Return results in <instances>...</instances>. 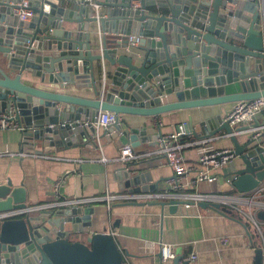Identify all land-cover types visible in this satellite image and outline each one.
<instances>
[{
	"label": "water",
	"instance_id": "water-1",
	"mask_svg": "<svg viewBox=\"0 0 264 264\" xmlns=\"http://www.w3.org/2000/svg\"><path fill=\"white\" fill-rule=\"evenodd\" d=\"M20 1L0 0V112L16 107L24 140H40L46 151H60L83 144L84 132L95 142L92 123L102 111L159 117L220 105L221 113L207 123L183 128L196 139L226 132L241 161L240 168H229L239 193L264 183V147L254 138L241 144L238 129L225 120L226 104L264 97V0H96L108 7L106 16L97 15L85 0H30L31 21L13 13ZM134 1L140 8L134 9ZM122 18L128 23L125 34L138 40L131 52H121L129 40L110 46L106 36L100 37L110 20ZM103 61L111 69L102 66L106 79L101 87L96 64ZM236 84L240 92L230 93ZM86 88L91 95L77 93ZM168 96L172 101L164 103ZM103 137L133 148L150 140L144 129L129 127L122 117L102 131ZM119 169L126 187L144 179ZM27 201L23 183L0 181V213L25 210L0 220V264H125L109 232H95L87 242L73 240L74 234L90 232L92 208L39 210ZM186 203L194 205L180 198L162 202L163 215L180 214ZM198 204L232 213L219 203ZM257 218L264 220V210ZM183 258L176 256L174 264ZM255 261L264 264L263 246L255 249Z\"/></svg>",
	"mask_w": 264,
	"mask_h": 264
},
{
	"label": "crops",
	"instance_id": "crops-1",
	"mask_svg": "<svg viewBox=\"0 0 264 264\" xmlns=\"http://www.w3.org/2000/svg\"><path fill=\"white\" fill-rule=\"evenodd\" d=\"M77 2L79 3L80 0ZM137 3L140 7V2ZM107 9V6H100L99 15L106 16ZM115 9L119 11L121 8L115 7ZM76 16L79 17V14L76 13ZM72 25L76 26V24ZM127 25L123 18L110 20V24L105 27L106 32L100 29V37L106 36L107 40L111 41L110 46L116 41L124 40L129 42L135 40L138 43L137 38L125 34ZM133 49L135 48L130 43L126 48L122 47L121 52H131ZM96 65H99L96 71V83L102 87L106 79L102 66H105L107 71L111 67L104 61L101 66L99 63ZM42 88L54 90L52 86L47 85H43ZM240 90V86L236 84L229 92H240ZM91 91L86 88L77 93L81 96H89ZM67 92L74 94L72 90ZM166 98L168 102L172 101L171 96ZM233 105L234 103L226 104V111L228 112ZM220 113L221 106L215 105L175 111L159 117L122 115L129 127L144 129L150 138L136 148L130 144L119 146L117 139L109 140L106 137L95 139L94 142V139L84 132L83 144L52 152L46 151L43 141L34 140L36 136L32 138L34 140L32 142L29 139L24 140L23 131L0 129V181L6 182L9 179L15 186L23 183L28 192V207H38L39 210L54 206L92 208L93 213L90 214L89 219L90 232L74 234L73 240L87 242L89 236L95 232L110 233L109 216L113 209L125 251L128 256L134 258L135 264H174L173 260L162 263L158 255L159 251L154 255H139V244L142 240L171 244L176 256H184L176 264H184L185 258L192 253L197 254L193 264H255V249L260 247L261 239L257 236L256 228L245 221L240 212L232 210L231 214L225 215L210 208H202L199 204L192 205L190 209L182 205L181 212L177 215H163L162 212V202L172 198L182 199L178 194L183 192L194 194L218 192L224 187L223 179L230 174L234 175L230 170H226L221 173V181L215 184L202 183L196 189L187 186L183 192L175 191L169 189V180L173 172L166 159L157 153V140L160 134L175 132L187 123L194 130L200 123H207ZM83 123L85 122L81 121V124ZM251 126H264V111L256 120L240 123L234 128L242 131L237 135L241 144L253 138L252 132H245ZM103 130H100V134ZM225 135L226 132L221 131L213 136L211 145L216 148H232V141ZM198 140L203 138L196 139L188 133L180 139V142ZM258 140L264 147V129ZM128 145L136 157L122 162L118 158L122 149ZM6 151L12 155L6 154ZM21 152H27V155L20 156ZM200 152L201 148L197 146L183 150L188 164H194ZM104 157L107 158L108 163L104 162ZM236 165L240 168L241 161L239 160ZM122 167L131 171L132 176H142L144 179L126 187L124 185L126 179L120 180L117 174ZM192 177L193 174L188 178L187 183ZM59 180L62 184L59 193H56V182ZM108 190L112 194L122 196L121 199L113 202L114 206L111 209L104 200ZM140 194H150L155 197L145 199L128 197ZM262 195L256 198L257 203L264 202V194ZM238 216L241 217L240 220ZM260 227L264 233V221L260 222ZM222 238H227L228 242L224 244ZM126 264L133 263L128 261Z\"/></svg>",
	"mask_w": 264,
	"mask_h": 264
},
{
	"label": "built area",
	"instance_id": "built-area-1",
	"mask_svg": "<svg viewBox=\"0 0 264 264\" xmlns=\"http://www.w3.org/2000/svg\"><path fill=\"white\" fill-rule=\"evenodd\" d=\"M138 1L133 2V7L135 9L140 8ZM94 11L99 14V4L96 3V0H85ZM13 13L18 16L21 21H31L35 17V13L31 8L30 0H21L16 4V7L13 9ZM133 46L137 45V42L133 40L130 41ZM164 103L167 102V98L164 99ZM264 111V97L256 98L253 100H242L234 102L233 107L227 112L225 120L229 122L231 127L235 128L237 125L243 122H252L257 119V117ZM17 109L14 105H10L7 111L0 112V129H18L24 131L25 127L20 124L16 119ZM121 120V116L108 111H102L97 116L96 120L92 123V126L96 130V137L99 139L100 130L107 129L115 125L118 121ZM262 129L264 126H251L245 132H252L254 139H260L262 135ZM238 135L242 131H235ZM185 129L180 127L177 131L171 132L168 134H161L157 140V153L161 154L167 161L168 166L173 172V176L169 180V189L183 192L187 186L192 187L193 189L198 188L200 184L207 183L209 185L221 181V173L229 168L233 164H237L239 161L238 156L236 155L234 148H216L211 145L213 142L211 138H205L198 141H186L180 142V139L186 135ZM219 138V137H218ZM260 143V140H258ZM261 144V143H260ZM200 147L201 152L199 158L194 162V164H188L183 150L187 147ZM8 155L12 153L5 152ZM27 155V152H21L19 154ZM136 155L133 153L132 148L128 145L125 146L119 156V160L124 162L127 159L135 158ZM104 162L108 163L107 158L104 157ZM193 174V177L187 183L188 178ZM236 179L235 175L230 174L229 177L224 178V187L220 188L218 192H210L208 194H194L183 192V194H178L183 200L187 202H194L198 204L200 202L208 203H219L221 206L226 208H231L241 213V217L251 225L256 228L257 236L261 239V246L264 248V233L260 227V220L257 218V213L261 210H264V202L257 203L258 195L263 196L264 188L263 184L256 191H253L248 194L239 193L233 186L232 183ZM62 181L59 180L56 182V193H59L60 185ZM110 186V184H108ZM236 190L237 193H233ZM260 196V197H261ZM129 198H154L155 195H129ZM122 196L112 194L110 190L107 191V195L104 197V200L107 202L108 207L111 209L114 205L113 202L121 199ZM246 208H244V206ZM194 206V205H193ZM243 206V208H241ZM184 207L190 209L192 207L191 203L184 204ZM25 212V210H12L7 212L0 213V220L12 218L18 216ZM109 224L111 226V234L116 239V242L122 251V254L125 259V264L128 261H131L135 264L134 258L128 256L125 251V244L121 240V235L117 223V219L111 210ZM222 242L226 244L228 242L227 238H222ZM156 251H159L160 258L162 263H167L176 258V252L173 250L172 245L168 243H155L149 240H142L139 244L138 254L141 256H148L156 254ZM197 259V254L192 253L185 258V262L188 264H193Z\"/></svg>",
	"mask_w": 264,
	"mask_h": 264
},
{
	"label": "trees",
	"instance_id": "trees-1",
	"mask_svg": "<svg viewBox=\"0 0 264 264\" xmlns=\"http://www.w3.org/2000/svg\"><path fill=\"white\" fill-rule=\"evenodd\" d=\"M234 192H236V190H234ZM229 210L232 211L233 209L229 208ZM235 211H236V210H235ZM236 212H238V211H236ZM238 218H239V220H240L241 217L238 216Z\"/></svg>",
	"mask_w": 264,
	"mask_h": 264
},
{
	"label": "rangeland",
	"instance_id": "rangeland-1",
	"mask_svg": "<svg viewBox=\"0 0 264 264\" xmlns=\"http://www.w3.org/2000/svg\"><path fill=\"white\" fill-rule=\"evenodd\" d=\"M27 76H29V73H27Z\"/></svg>",
	"mask_w": 264,
	"mask_h": 264
}]
</instances>
